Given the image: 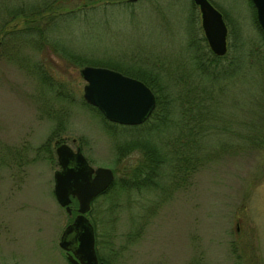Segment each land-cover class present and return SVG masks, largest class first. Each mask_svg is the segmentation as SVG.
<instances>
[{"label": "rangeland", "instance_id": "374dc122", "mask_svg": "<svg viewBox=\"0 0 264 264\" xmlns=\"http://www.w3.org/2000/svg\"><path fill=\"white\" fill-rule=\"evenodd\" d=\"M69 1L66 7L85 0ZM190 1L119 0L93 11L90 3L83 7L87 13L73 11L62 24H54L53 37L42 48L20 38H8L9 47L3 48L2 33L22 20L0 32V264H70L57 244L72 215L52 190L58 143L80 146L89 164L111 169L108 185L124 179L131 188L130 171L144 165L145 149L135 144L117 153L124 131H131L123 125L134 124L112 125L88 104L79 69L83 64L106 66L141 80L159 64L177 68L176 62L191 53L190 27L195 41L203 44L199 10ZM210 1L230 21L228 55L238 54L235 40L257 36L253 4L252 10L247 0ZM62 46L71 49L68 56L55 52ZM251 48L244 49L249 59L263 50ZM72 55L89 62H75ZM38 59L53 80L63 83L66 95L55 99L42 89L35 76ZM252 69L254 78L243 83L254 81L250 90L261 92L260 104L252 102L253 92L240 88L225 95L229 122L207 130L202 139L206 150L193 172L176 174L155 189L114 185L109 197L95 198L86 215L104 264H264V61ZM43 101L51 116L39 111ZM57 115L63 124L59 128Z\"/></svg>", "mask_w": 264, "mask_h": 264}, {"label": "trees", "instance_id": "16d2710c", "mask_svg": "<svg viewBox=\"0 0 264 264\" xmlns=\"http://www.w3.org/2000/svg\"><path fill=\"white\" fill-rule=\"evenodd\" d=\"M117 1L119 0H85L79 5L66 7L67 3L70 2L69 0H0V32L11 22L22 20L20 26H11L2 33L1 43L5 45L3 48H8L10 44L8 38H20L22 43L31 40L33 45L42 48L43 45L48 44V38L53 37L52 33L55 29L53 25L58 24V22L62 24L64 20L74 14L73 11H79V15H81L84 12L87 13V10L83 9L87 4L95 5L92 6L91 11H93L98 6L105 9L107 4L114 5L113 2ZM247 2L253 10L250 0ZM190 3L194 6L192 0ZM220 11L222 13V10ZM253 11L251 21L257 36L249 42H246L244 37L235 40L238 41L234 45L236 50L240 51L238 54L234 53V55L229 56V45L223 54L213 53L203 36L200 38L203 44L200 45L199 41L196 40L198 43L195 41L189 31L190 27L187 30V49L191 53L186 56L187 60L176 62L177 68L168 62L167 64H159L156 72L147 70L148 72L144 76L140 75L141 80L154 94V107L148 117L140 124L123 125L124 130L131 131H124L123 148H120L122 145H118L117 153L120 154L123 151L124 154L129 149L128 146L136 144L145 149L146 162L144 165H138L131 169V182L129 184L131 188L127 187L124 179L123 184L119 181V185L114 180L112 184L91 200L90 209L92 205L94 206L96 197H109L112 191L109 190L114 185L124 189L126 187L127 190H146V187L155 189L176 174L184 175L186 171L187 173L193 172L201 154L206 150L202 139L207 130L222 128L229 122L227 113L223 112V103H225V95L231 89L233 91L253 92L252 102L257 105L260 104L259 94L261 92L258 94L256 90H250L253 89L254 81L243 83L248 76L254 78L256 70L252 68H256V64L264 61V33L259 27ZM222 16L226 26L230 25V21L224 12ZM229 29H231L230 26ZM24 37L25 39H23ZM245 46H252L253 52H256L258 50L256 47L260 46L263 50H259L255 59H249L246 50H244ZM55 52L60 56H68L66 53L70 54L71 49L62 46L61 51ZM72 56L69 58L75 62L78 61L81 64L83 61L89 62L82 55ZM239 58L244 59L240 60ZM36 61L38 62L35 63V76L44 86L42 89L52 93L55 99L66 95L63 83L53 80L52 74L48 72L41 59ZM161 78L165 79L161 80ZM239 88L240 90H238ZM257 95L259 98L256 97ZM67 98L68 96L63 99ZM46 105L49 106V104ZM47 108L44 107V101L40 102L39 111L46 116H51L49 115L51 110ZM56 117L55 127H62L61 119L58 115ZM110 123L114 124V122ZM217 125L221 126L217 127ZM255 132L256 135L259 134V130H255ZM127 141L132 143H127ZM182 178L184 179L185 176ZM70 204H72L71 212L73 214L75 212L74 198H71Z\"/></svg>", "mask_w": 264, "mask_h": 264}, {"label": "water", "instance_id": "95a60500", "mask_svg": "<svg viewBox=\"0 0 264 264\" xmlns=\"http://www.w3.org/2000/svg\"><path fill=\"white\" fill-rule=\"evenodd\" d=\"M199 10L200 26L209 49L215 54L226 50L227 26L222 13L209 0H192ZM255 18L264 32V0H250ZM82 97L109 121L119 124L142 122L154 107L151 89L141 80L106 66L83 64ZM58 168L52 172V190L57 203L70 213L71 197L75 214L63 227L58 246L70 264H104L94 248V231L86 212L91 200L104 190L113 177L108 167L92 166L79 146L72 149L60 142L54 147Z\"/></svg>", "mask_w": 264, "mask_h": 264}, {"label": "flooded vegetation", "instance_id": "af4514ba", "mask_svg": "<svg viewBox=\"0 0 264 264\" xmlns=\"http://www.w3.org/2000/svg\"><path fill=\"white\" fill-rule=\"evenodd\" d=\"M80 147V146H79Z\"/></svg>", "mask_w": 264, "mask_h": 264}]
</instances>
